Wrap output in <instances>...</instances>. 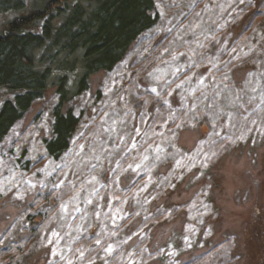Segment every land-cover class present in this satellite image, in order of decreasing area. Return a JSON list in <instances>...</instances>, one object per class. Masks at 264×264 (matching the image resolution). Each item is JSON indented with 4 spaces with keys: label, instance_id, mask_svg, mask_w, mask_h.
Instances as JSON below:
<instances>
[{
    "label": "rangeland",
    "instance_id": "rangeland-1",
    "mask_svg": "<svg viewBox=\"0 0 264 264\" xmlns=\"http://www.w3.org/2000/svg\"><path fill=\"white\" fill-rule=\"evenodd\" d=\"M261 1L156 0L166 24L116 72L93 77L77 102L84 126L57 163L43 142L57 103L47 90L0 143V253L23 247L18 264H94L62 237H84L97 219L89 246L109 242L102 264H177L215 245L207 264H264V32L243 35ZM204 116L209 128L193 121ZM173 141V165L156 175ZM51 190L72 218L66 232L48 227L19 243L34 199ZM149 202L164 203L166 219L142 222Z\"/></svg>",
    "mask_w": 264,
    "mask_h": 264
},
{
    "label": "trees",
    "instance_id": "trees-1",
    "mask_svg": "<svg viewBox=\"0 0 264 264\" xmlns=\"http://www.w3.org/2000/svg\"><path fill=\"white\" fill-rule=\"evenodd\" d=\"M43 1L41 5H31L26 0H0V17H6L5 22L0 23L4 24L0 29V94H8L7 97H0V143L33 104L42 99L47 90L55 88L57 103L53 109L52 131L43 142L50 160L57 163L71 151L76 134L84 126L87 110L78 111L77 102L89 91L93 77L116 72L142 37L159 30L166 23L157 9L156 0H80L74 4H70L69 0ZM228 21L226 19L229 27ZM247 22L245 29L250 26L251 30L264 32V0L251 11ZM216 45L211 44L213 51L217 50ZM98 96L100 98L101 95ZM161 103L159 107H162ZM215 116L219 117L217 113ZM193 121L199 128L202 125L211 126L208 116H204L202 121L197 118ZM173 131V128L170 129V132ZM176 144L177 141H173V147H170L173 151L166 152L157 164L156 175L161 174L165 164L173 165ZM62 194L51 190L37 195L31 204L33 210L29 209L32 212L26 215V225H22L16 235L19 243L33 244L48 227L64 235L72 218L59 210L61 199L58 200V196L62 198ZM150 203L152 213L142 222L157 223L161 218L166 219L165 204H155L150 209ZM46 204L49 205L48 212L43 214L38 208ZM92 205L93 209L97 208ZM92 223L95 226L87 235L77 240L64 236L62 243L71 242L76 250L79 248L78 252L84 251L86 258L95 256L94 264H102L106 255L104 249L109 242L102 240L89 246V235L94 236L97 226L103 224L97 219ZM25 231L29 234L24 236ZM138 242L134 245L137 246ZM216 246L190 260L178 259L177 264H207ZM10 249L11 246L2 249L0 256ZM21 250L23 247H16L13 253L9 252L10 256L2 257L0 264H18L22 258ZM168 258L163 257L162 263L175 264Z\"/></svg>",
    "mask_w": 264,
    "mask_h": 264
}]
</instances>
